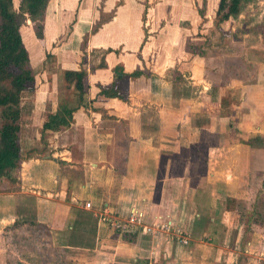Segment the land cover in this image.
Instances as JSON below:
<instances>
[{
	"label": "crops",
	"instance_id": "crops-1",
	"mask_svg": "<svg viewBox=\"0 0 264 264\" xmlns=\"http://www.w3.org/2000/svg\"><path fill=\"white\" fill-rule=\"evenodd\" d=\"M53 1L41 37L29 20L21 27L39 59L23 37L34 108L30 123L23 108L19 181L0 182V240L15 223L28 230L13 243L30 247L16 249V264H56L57 252L65 264H264V223L245 232L242 221L264 193V0H241L220 31L208 30L218 0H55L70 4L59 47L46 44L55 37L48 33ZM239 24L248 28L236 30ZM203 34L213 42L197 55ZM207 56L219 62L209 73L195 67ZM233 59L248 67L230 71ZM68 69L87 72V104L69 127L43 131L47 114L65 103L60 74ZM112 84L121 97L101 93ZM132 209L142 220L127 241L110 221H125ZM82 213L95 219L91 248L66 245ZM165 221L171 229H161ZM8 256L0 248L1 264Z\"/></svg>",
	"mask_w": 264,
	"mask_h": 264
},
{
	"label": "trees",
	"instance_id": "trees-1",
	"mask_svg": "<svg viewBox=\"0 0 264 264\" xmlns=\"http://www.w3.org/2000/svg\"><path fill=\"white\" fill-rule=\"evenodd\" d=\"M50 0H18L15 7L14 0H0V182L15 184L19 181V171L24 155L20 146V131L23 113V96L34 90V74L30 66V53L26 47L21 27L30 21L38 37L42 36L44 17ZM241 0H218L215 11V24L212 29L223 30L221 24L240 11ZM244 30V29H243ZM246 30V29H245ZM214 32L211 36H213ZM237 33H232V35ZM231 35V36H232ZM210 35H202L204 40L197 41V55H205L207 47H211L213 39ZM200 37V35L198 36ZM191 47L194 42L188 39ZM227 37L221 31L217 45L224 47ZM228 61L229 70L234 71L248 67L241 59ZM228 71V72H230ZM139 71H134L131 76H136ZM64 88L66 91L65 103L56 112L48 113L43 123L42 130L59 132L70 126L75 110L87 104L86 93L88 90L87 72L84 69L63 70ZM107 98L121 97L114 84L101 89ZM117 183L123 170L117 169ZM118 185V184H117ZM117 190V187L114 189ZM79 214L71 224V246L93 247L95 236L92 214ZM245 232L252 231V223H264V193L260 190L256 195L253 208L242 217ZM18 224L15 223L14 227ZM44 229L45 226H39ZM44 235H48L45 230ZM123 232L122 236L127 241H133L135 234ZM57 256L58 253H56ZM64 257V256H62ZM61 264L67 263L65 257L60 259ZM57 264V260H56Z\"/></svg>",
	"mask_w": 264,
	"mask_h": 264
},
{
	"label": "rangeland",
	"instance_id": "rangeland-1",
	"mask_svg": "<svg viewBox=\"0 0 264 264\" xmlns=\"http://www.w3.org/2000/svg\"><path fill=\"white\" fill-rule=\"evenodd\" d=\"M14 1H15V7H17L18 0H14ZM56 3H57V1L54 0L53 1V5H52V7L54 8V12L53 11H49V13H48V19H51V21L49 23V32L48 33L50 35L51 34H54V36H55L54 38L52 36H49L48 43H46L48 46H50L52 44H55V45L58 44V42H55V40H57L56 39V35H57L58 30H61V29L62 30H68V29H70V24L69 23H70L71 17L68 18V19H65L66 15H67L66 12H67L68 8L67 9H63V8L67 7L70 4H67L65 2H60L61 4H56ZM262 8L263 9L261 11L264 12V5H262ZM58 12L61 13V21H59V23H57V24H54L56 22V20H57V16H55V15ZM258 20H260V19H258ZM200 22H201V24H200L201 26L200 27L201 28H204V29H206L209 26V24H211L208 21V19H205L204 21H200ZM260 22H263V20H260ZM238 26L239 27H237L236 30H243V29H247L248 28L247 26L246 27H243L241 24H239ZM58 28H60V29H58ZM22 31H23V37H24L26 43L29 46L32 47L33 57H34L33 60H34V63L36 64L37 63V60L39 58L36 56L37 52L33 49V46H32L33 45V41L31 40V37L29 35V29H27L26 27H24ZM57 46L59 47V46H63V45L61 43L60 45H57ZM39 51L43 52L42 50H39ZM41 52H39V53L41 54ZM204 60H205L204 62L203 61L197 62L195 67H197L198 70H199V68L201 69V68H204L205 67L208 70L207 71L205 69V71H207L208 73L214 71L215 69H212V68L214 67L215 64L219 63L217 57H213V56L212 57H208L207 56V57L204 58ZM46 65L47 66L45 68H48V63ZM195 70L196 69L194 68V71ZM203 71H204V69H202V72ZM34 72L36 74L39 71L36 70ZM53 73H54V75H53V79L52 80H54L56 78V76L58 75L57 72H53ZM60 78H61V84H62L64 82V80H63V71H61ZM34 95H35V89L33 91L28 92V93L25 92L24 93V96H23V102L22 103H23V108L26 111L25 119L27 120V123H30L29 114H27V113L29 111L31 113V110L34 108V102H33ZM43 98L44 97H39V101L41 100L40 102H43ZM122 127L123 126H121V128ZM121 166L122 165L119 164L118 165V168H120ZM3 186H4V184H0V190L4 188ZM8 231L9 232H7L5 234V236H4V238H3L5 242L7 241L6 244H5V247H0V248H1V252L2 253L8 252L9 254L12 255L11 257L8 256L9 258H11V259L8 260V263L9 264H16V260L14 258H12V257H15L16 256L15 255L17 253L16 249H22L23 250L25 248L29 249L30 247L29 246H26L24 248H20V247H16V245H14L13 243H15L16 237H20V236L25 237V236H27L28 230L26 229V227H23V228H21V227L20 228L19 227L16 228L15 227V228H10V230H8ZM3 239L0 240V244L1 245H2V242H4ZM8 244H9V246H8ZM44 248L46 249V251L48 253L53 254V248H51L48 243L44 244ZM54 256L57 257V258L55 257L56 260H57V264H61L59 262V260L65 257V256L64 257H60V256H57L56 254H54ZM1 263H2V261H0V264ZM153 264H159V263H153Z\"/></svg>",
	"mask_w": 264,
	"mask_h": 264
},
{
	"label": "built area",
	"instance_id": "built-area-1",
	"mask_svg": "<svg viewBox=\"0 0 264 264\" xmlns=\"http://www.w3.org/2000/svg\"><path fill=\"white\" fill-rule=\"evenodd\" d=\"M86 207H90L91 204L90 203H86L85 204ZM142 218V212H139L137 209H132L130 210L127 219L125 221H118V220H114V221H110V224L122 231V232H129L130 231V227L133 224H136L137 222H141ZM104 220H108L107 218H104ZM159 226L161 227V229L164 230H169L171 229V222L170 221H165L162 224H159ZM158 226V227H159ZM147 231H153L151 227H147L145 228ZM180 243L185 244L187 242L186 238L180 237L178 240Z\"/></svg>",
	"mask_w": 264,
	"mask_h": 264
}]
</instances>
